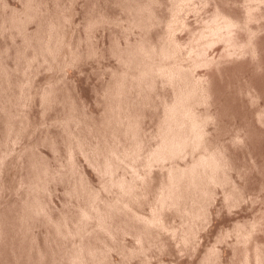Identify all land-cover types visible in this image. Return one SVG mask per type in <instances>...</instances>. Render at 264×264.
Listing matches in <instances>:
<instances>
[{"label": "rangeland", "instance_id": "obj_1", "mask_svg": "<svg viewBox=\"0 0 264 264\" xmlns=\"http://www.w3.org/2000/svg\"><path fill=\"white\" fill-rule=\"evenodd\" d=\"M175 1L176 0H0V144L3 143V145L1 144L2 146L0 145V163L2 161L0 164V264H85V262L86 264H93L94 262V264H113V262L116 264L120 260L121 261L117 264H123V261L124 264H147V262H149V264H202L207 257L216 258V256L219 264H237L238 261H233L238 258L236 257V252L235 255L233 254V244L237 246V250H239V247L241 248L238 252L243 250L244 253L248 252L246 250L251 244L246 240L244 241V244L243 237L240 239L239 235H243L250 226L251 229L257 226L255 225L257 221L262 222L263 216L260 217L255 211H258V209H264V0H199L200 2L197 0V3L195 2L196 0H189L191 1L190 3L186 0V4L183 2L185 0ZM192 1L194 2V6L192 5ZM259 2L261 4H259ZM257 3L258 5H256ZM203 4L205 5V8L203 7ZM210 6L212 7L210 8ZM180 7L183 9L181 10ZM148 8L152 13L151 11H148ZM257 11H259V13ZM171 31L174 33L171 34ZM240 31L243 32L241 33ZM176 32H179L177 33L178 35H176ZM170 37L172 38L171 40H176V44H179L178 50L180 53H177V50L173 56L168 58L167 55L162 56V54H166L164 50L169 51L172 49L171 46H175L173 41L172 45L169 44L171 41L169 40ZM56 38L57 40H55ZM163 42H165V46H163ZM158 44H160V46ZM166 44L170 47L168 48V45L166 46ZM189 44H192L193 47ZM158 46L161 48H158ZM213 47L217 48L213 49ZM150 51H152V53ZM215 51L217 53L219 51L218 55ZM159 54L160 58L162 56L161 59H159ZM152 55L158 56H153V59H151ZM147 58L148 60H146ZM189 60L193 61L190 62ZM205 60L207 61L205 62ZM142 61L144 63L149 62L150 65L148 66V63L141 65ZM154 61L157 62L156 64L158 66H156ZM199 61H202V63ZM175 62L176 65L178 64L176 66L177 69H184V73L188 70L193 76L189 72H187L186 75L183 73L186 77L184 78L183 76L182 79L174 78L172 76L164 79L165 76H158L159 71L162 69V65L165 70H170V66H172V69L173 66L175 68ZM62 63H64V65ZM222 63L224 64L222 65ZM69 64L73 66H70ZM184 64L185 67L188 64L190 67L184 68ZM207 64H210L209 67H207ZM193 65L195 66L192 67ZM139 69L144 73L146 71L148 74H144L139 71ZM151 69L153 70L152 74ZM142 76L145 78H142ZM154 78L156 79V83ZM170 78L171 80H169ZM199 78L201 79L200 81ZM176 80H178L180 85H184H181V87L183 86L182 89L177 85L178 83ZM190 80L194 83L197 81L202 83L201 85L204 90V93L201 92L203 101H199V103L196 101L197 103L195 106L197 107L194 106L196 114L193 115V119L204 121L205 123L202 124L206 125V130L197 142H195V140L193 141L195 144L192 142L193 145H189L188 143L186 146V142L182 143L185 141H183L184 138L178 137L179 135H176V133L173 135L171 132H164V130H172L173 125H175L173 123H176L174 118L177 114H180L183 107L188 103V101L181 100V95L183 96L181 93L186 84H188L187 81L190 82ZM175 81L176 84L173 83ZM175 88H179V91ZM147 94L151 96L148 97ZM178 94L180 95V98L175 97ZM154 95H156L155 98H153ZM161 95L164 97H161ZM116 96H118L121 101ZM204 97L206 98L205 101ZM156 98L159 101V104L157 103ZM174 98L175 101L173 100ZM124 99L126 101H124ZM150 99L153 101L154 105ZM177 107H182V109H177ZM172 120L174 122H172ZM169 121L170 123H168ZM162 132L165 134L163 135ZM65 133H68V136ZM69 133L75 135L72 134L71 137ZM169 134L171 136H169ZM79 135L80 137L77 139ZM234 135H236V138L233 137ZM13 136H15L14 139H12ZM67 137L69 140H67ZM176 137L178 138L176 139ZM124 138L129 139L123 141ZM168 138L169 140H167ZM70 139H73L72 141L74 142ZM136 139L137 142L135 141ZM9 140L14 142L10 143ZM129 140L130 142H128ZM76 141L82 142L84 146L82 143H75ZM122 142L123 144L125 143V146ZM66 144H68V147ZM108 144L109 146L106 147L105 145ZM132 144L133 148H131ZM175 144L176 149L174 148ZM181 144L183 145L184 150H179L183 149ZM117 146L122 147L123 149L126 148L124 149L126 153L124 150L122 151V148ZM98 147L99 150H97ZM115 147L118 150H115ZM5 148L6 150L4 151ZM93 148H95L94 151ZM111 149L113 150L111 155L116 153L113 156H110L109 153ZM193 149L194 151L192 152ZM80 151L83 152L81 153ZM84 151H87V154ZM132 151L134 154H132ZM69 152L71 153L72 158L75 156L74 154H76V157H74V159L69 157ZM186 152L188 153L187 160L189 162L198 161L203 158V156L211 157L209 155H215V158L217 156V162H220L221 165L225 164V171L226 169L230 170V172L227 170L229 175L232 173V178H230L231 188L236 185L235 189H231L233 192L228 190L222 182L215 185L214 193L216 195L215 199L217 200L213 202L214 209L212 212L216 213L217 216L213 213V216H215H212L211 220H213V222L209 221L208 224L205 223L206 227L204 226V229L198 232L199 234L201 233L199 237L202 239L198 240V244L200 243V245L197 244L195 247L196 250L192 249L193 251L191 250L189 254L186 252L185 254L182 250L177 249L176 241L174 239L171 240V238H173L172 236H170V239L168 240L169 237L166 236V234H161L162 230L159 231L160 228L157 229V227L156 230L159 233L156 232L154 238L151 237L152 239L146 244L147 246L144 245L142 248H139L136 251V256L132 255L124 259L110 257L109 259L111 262L109 260V262L106 263L105 261L107 259L104 258L103 253H106L107 243L112 242L111 237L116 238L117 233L119 232L118 225L119 228H122L126 217H121L122 219H120V222H117V228L113 225L111 230L110 228L105 230L104 226H101L103 225L101 221L106 219L107 215H111L114 210H117L119 207L122 208V206L125 211H129L128 209L132 208L133 210L130 209V211H134L135 215L138 214L137 207L134 206V204H131L132 207H130L129 205H125V203H128L125 198L121 199V186H126V183H128L126 190L130 187L133 194L135 191V197L137 198L142 197L145 193V195H150L154 194L156 191H160L163 177L155 176V174L160 170H165L160 168L161 161L168 163L169 160L171 163H175L178 160L180 161V156H185ZM90 153H94L95 155H91ZM128 156L131 157L129 158ZM219 156H222L221 160ZM97 157L98 159L100 157V160L96 159ZM101 157L105 160L101 159ZM65 161L68 163L67 165ZM114 161L117 162L115 163ZM184 161H186V158ZM217 162L216 164H218ZM149 163H154V165H156L149 166ZM112 164H114V166ZM92 165L95 168H93ZM102 165H104V168ZM77 167L79 169H77ZM155 167H157V169L154 173ZM43 168L45 170H43ZM50 168L53 171L52 173L55 174L50 175L51 172L48 171L51 170ZM68 168L71 170H68ZM57 169L58 171L61 170V172H58ZM38 170L40 172H38ZM111 170L113 171L111 172ZM78 171L81 172L77 173ZM135 171L140 176H137ZM114 172H117L118 174L116 173L115 175ZM166 172V178L176 177L173 170L166 169ZM81 173L82 176L80 175ZM123 173L127 175L128 178ZM48 175L49 177H52L49 178ZM38 177L39 179H37ZM82 177H84L85 180H83ZM30 178H33V180ZM120 178L122 180H120ZM117 180L119 182H117ZM73 181L75 182V185ZM20 182L21 185L19 186ZM52 182L54 185H52ZM142 182H144L143 186ZM15 183H17V185H15ZM26 183L29 185L27 188L26 186L28 185H26ZM123 183H125V185H123ZM133 183H135V185H133ZM67 186H70V189ZM33 187L36 189V192L32 189ZM47 187L51 190H48ZM29 188L33 191L32 193ZM91 188L93 190H91ZM107 188L110 189L111 192ZM37 189H40L38 191L39 193L37 192ZM234 190L236 191L234 192ZM137 192L139 194L138 196ZM228 192H231L232 196H230V198H233V204L230 203V205L225 200L228 196ZM49 193H52L53 195L51 194L50 196ZM68 193L72 194L69 196ZM101 193H104L103 195L105 196ZM74 194H79L80 197H78L79 195L76 197ZM91 195L93 197H91ZM86 196L88 198H86ZM113 196L115 197L114 199ZM1 200L3 201L1 202ZM74 200L75 202H80L74 204ZM39 202L41 204H39ZM115 202H117L118 206ZM192 202V191L188 190L181 198V203L187 205L192 204ZM46 203L49 205L47 206ZM64 203H66V205ZM70 203L77 205L73 206ZM234 203L236 204L235 206ZM106 204L109 206L107 207ZM224 204L226 205V208ZM38 206L42 207L39 208ZM33 207L34 209H32ZM10 208L13 209V211ZM72 208H74L75 212L77 210L79 211V216L77 213L78 211L75 213ZM38 209L42 210L39 211ZM18 210H21V212ZM33 210L36 211L34 212ZM62 211L64 213H61ZM219 211L222 212L219 213ZM13 212L17 214V216ZM32 212L34 213L32 214ZM253 215L256 219H254ZM12 217H15L14 220ZM62 217H64V221ZM69 217L72 218V221L71 219H68ZM259 217L260 219L258 220L257 218ZM73 218H78V223ZM22 219L23 221L26 220V224L28 223L30 226H28V224L25 225V222L21 221ZM27 220L30 223L27 222ZM47 220L49 221V224H53V226H50L49 224L47 225ZM85 220L86 222H84ZM251 221L254 225H252ZM31 222L33 223L31 224ZM43 223L46 225L44 226ZM68 223H71L73 226H70L71 224L69 225ZM85 223L86 225L88 223L87 227H85ZM17 224L19 225L17 226ZM32 225H36V228L34 226L32 227ZM63 226L65 228H63ZM24 228H27L28 230ZM49 228H52L53 230H50ZM145 228L147 231L150 229L149 226H146ZM29 229H31L33 238H31L32 236ZM66 230H68L67 233ZM56 231H59V234ZM81 231L83 234L79 233ZM47 232L49 234H47ZM74 233H78L77 235L80 234L79 238H77V235ZM102 234H106L107 236L104 235V237H101L100 235ZM34 235L38 238L36 239ZM70 235L75 239H73L72 236L70 237ZM81 235H83L84 238L81 239V237H83ZM164 235L167 239H165ZM196 235L198 236L197 233ZM236 235H238V237ZM29 236L30 238H28ZM45 236L48 237L46 238ZM19 237H22L21 239L23 240L26 238V241L24 240L25 242H23ZM83 239H85V241ZM237 239L238 242L235 243ZM247 239L253 243L257 240L255 235ZM96 241L99 245L95 243ZM18 242L20 243L18 244ZM220 242L224 243L222 244ZM21 243H24V245ZM26 243L29 244L27 245ZM64 243H67L68 245L66 244V246ZM132 243L130 244H135V242ZM121 244L124 243L121 242ZM130 244L127 243V246ZM219 244H221L222 247ZM238 244H241L242 247L240 245L238 246ZM247 244L249 245L247 246ZM228 245L231 247H226ZM100 246H104V248L102 247L101 249ZM198 246H201L202 248ZM216 246H220L222 249L219 247V250ZM96 247L98 249H96ZM165 249H168L169 251L171 249V251L174 250L175 252L172 251L169 253L167 250L166 253H163V250ZM160 250L162 252L158 254L157 251L160 252ZM24 251H26L27 254H25L26 252ZM76 253L78 255L81 254L79 255L80 257H78ZM70 254H74V257ZM96 254H98V256ZM166 254L167 256H164ZM95 255L97 258L93 261ZM211 255H214V257H211ZM83 256L84 258L82 261ZM189 257L192 258L190 259ZM163 258L165 259L164 261ZM101 259L103 261H100ZM115 259H117V261ZM238 259H240V257ZM240 261L241 260H239V262Z\"/></svg>", "mask_w": 264, "mask_h": 264}, {"label": "bare ground", "instance_id": "obj_2", "mask_svg": "<svg viewBox=\"0 0 264 264\" xmlns=\"http://www.w3.org/2000/svg\"><path fill=\"white\" fill-rule=\"evenodd\" d=\"M155 1V0H154ZM177 1V0H176ZM175 1V2H176ZM189 1V0H188ZM195 1V0H194ZM199 1V0H198ZM26 2V1H25ZM168 2V1H167ZM173 2V1H172ZM180 2V1H179ZM184 3L185 2H187L186 0L185 1H183ZM182 2V3H183ZM191 1H189V3H190ZM196 3H197V0L195 1ZM200 2V1H199ZM201 2H203V1H201ZM24 3V2H23ZM154 3V2H153ZM156 3V2H155ZM193 1H192V5H193ZM206 3V2H205ZM242 3V2H241ZM152 4V3H151ZM169 4V3H168ZM172 4V3H171ZM180 4H181V2H180ZM179 4V5H180ZM186 4V3H185ZM259 4H261L260 2H259ZM166 5V4H165ZM200 5V4H199ZM198 5V6H199ZM202 5V4H201ZM249 5V4H248ZM247 5V6H248ZM256 5H258V3L256 4ZM148 6V5H147ZM155 6V5H154ZM182 6H183V4H182ZM188 6V5H187ZM191 6V5H190ZM194 6V5H193ZM205 5L203 4V7H204ZM240 6V5H239ZM242 6V5H241ZM151 7V6H150ZM184 7V6H183ZM189 7V6H188ZM192 7V6H191ZM212 6H210V8H211ZM244 7V6H243ZM254 7V6H253ZM252 7V8H253ZM261 7V6H260ZM154 8V7H153ZM170 8V7H169ZM190 8V7H189ZM205 8V7H204ZM149 9V8H148ZM167 9H168V7H167ZM177 9H178V7H177ZM180 9L182 10L183 8H181L180 7ZM186 9V8H185ZM184 9V10H185ZM213 9V8H212ZM242 9V8H241ZM251 9V8H250ZM154 10V9H153ZM169 10V9H168ZM192 10V9H191ZM243 10V9H242ZM252 10V9H251ZM250 10V11H251ZM256 10V9H255ZM61 11V10H60ZM63 11V10H62ZM148 11H151L150 9L148 10ZM148 11H146V12H148ZM188 11H189V9H188ZM245 11V10H244ZM168 12H171V11H168ZM190 12V11H189ZM258 13H259V11H257ZM54 13V12H53ZM151 13H152V11H151ZM183 13V12H182ZM244 13V12H243ZM253 13V12H252ZM154 14V13H153ZM186 14V13H185ZM249 14V13H248ZM255 14V13H254ZM184 15V14H183ZM187 15H189V14H187ZM60 16H62V15H60ZM169 16V15H168ZM167 16V17H168ZM250 16H251V14H250ZM249 16V17H250ZM246 17H248V16H246ZM244 18V17H243ZM263 18V17H262ZM244 19H246V18H244ZM253 19V18H252ZM259 19V18H258ZM261 19V18H260ZM169 20V19H168ZM256 20V19H255ZM263 20V19H262ZM258 21V20H257ZM164 22V21H163ZM243 22V21H242ZM250 22V21H249ZM259 22V21H258ZM263 22V21H262ZM172 23H173V21H172ZM253 23V22H252ZM97 24V23H96ZM245 24V23H244ZM251 24V23H250ZM51 25V24H50ZM164 25H166V24H164ZM163 25V26H164ZM174 25V24H173ZM96 26V25H95ZM171 26V25H170ZM167 28H168V26H167ZM171 28V27H170ZM173 28V27H172ZM175 28V27H174ZM239 28V27H238ZM53 29V28H52ZM93 29V28H92ZM163 29V28H162ZM171 30V29H170ZM174 30V29H173ZM181 30V29H180ZM162 31H164V30H162ZM167 31V30H166ZM175 31H176V29H175ZM238 31V30H237ZM236 31V32H237ZM170 32V31H169ZM241 32V31H240ZM243 32V31H242ZM241 32V33H242ZM167 33V32H166ZM172 33H174V32H172L171 31V34ZM177 33H179V32H176V35H178ZM180 33H181V31H180ZM165 34V33H164ZM248 34V33H247ZM175 35V34H174ZM243 35H244V33H243ZM246 36V35H245ZM244 36V37H245ZM172 37V36H171ZM170 37V39L169 40H171L172 38ZM178 37V36H177ZM165 38H168V37H165ZM165 38H163V39H165ZM175 38V37H174ZM246 38V37H245ZM59 39V38H58ZM162 39V38H161ZM176 39V38H175ZM179 39V38H178ZM177 39V40H178ZM244 39V38H243ZM55 40H57V38L55 39ZM66 41V40H65ZM68 41V40H67ZM165 41V40H164ZM172 41L173 40H171L170 41V43L169 44H171L172 45ZM56 42V41H55ZM145 42V41H144ZM166 42V41H165ZM165 42H163L164 43V45L163 46H165ZM168 42V41H167ZM176 42V40L175 41H173V43H175ZM67 43V42H66ZM70 43V42H69ZM161 43V42H160ZM178 43V42H177ZM162 44V43H161ZM243 44V43H242ZM59 45V44H58ZM159 46H160V44H158ZM168 44H166V46H167ZM177 45V46H176ZM189 45H191L192 46V44H189ZM68 46V45H67ZM158 46V48H161V47H159ZM246 46V45H245ZM170 46L168 45V48H169ZM172 47V49L171 50H164L165 52H166V54H162V56L163 55H167L168 56V58H170V56H173L175 53H176V51L179 49V44H176L175 43V46L173 45V46H171ZM188 47V46H187ZM193 47V46H192ZM191 47V48H192ZM195 47V46H194ZM207 47H208V45H207ZM59 48V47H58ZM186 48V47H185ZM210 48V47H209ZM214 48H217V47H213V49ZM66 49V48H65ZM154 49V48H153ZM181 49V48H180ZM193 49V48H192ZM196 49V48H195ZM204 49V48H203ZM70 50V49H69ZM150 50V49H149ZM183 50V49H182ZM190 50V49H189ZM202 50V49H201ZM218 50V49H217ZM216 50V51H217ZM158 51V50H157ZM168 51V52H167ZM204 51V50H203ZM215 51V52H216ZM223 51V50H222ZM251 51V50H250ZM60 52V51H59ZM66 52V51H65ZM72 52V51H71ZM90 52V51H89ZM151 53H152V51H150ZM179 52V50L177 51V53ZM205 52L207 53V51L205 50ZM213 52V51H212ZM61 53V52H60ZM160 53V52H159ZM162 53V52H161ZM180 53V52H179ZM183 53V52H182ZM181 53V54H182ZM191 53V52H190ZM189 53V54H190ZM196 53V52H195ZM194 53V54H195ZM217 53V52H216ZM218 53H219V51H218ZM218 53H217V55H218ZM252 53V52H251ZM158 54V53H157ZM180 54V55H181ZM208 54V53H207ZM210 54V53H209ZM225 54H226V52H225ZM64 55V54H63ZM75 55V54H74ZM78 55V54H77ZM149 55V54H148ZM185 55V54H184ZM203 55V54H202ZM206 55V54H205ZM215 55V54H214ZM65 56V55H64ZM76 56V55H75ZM141 56H143V55H141ZM141 56H140V59H141ZM153 56H158V55H152V57H151V59H153ZM162 56H161V58H162ZM178 56V55H177ZM189 56H191V55H189ZM196 56V55H195ZM227 56V55H226ZM147 57V56H146ZM180 57V56H179ZM183 57V56H182ZM193 57V56H192ZM222 57V56H221ZM62 58H63V56H62ZM145 58V57H144ZM160 58V54H159V59H161ZM199 58H200V55H199ZM205 58H207V57H205ZM215 58V57H214ZM218 58V57H217ZM219 58H220V56H219ZM75 59V58H74ZM165 59V58H164ZM195 59V58H194ZM197 59V58H196ZM225 59V58H224ZM228 59H229V57H228ZM64 60H66V59H64ZM143 60V59H142ZM146 60H148V58L146 59ZM158 60V59H157ZM191 60V59H190ZM189 60V61H190ZM200 60V59H199ZM204 60V59H203ZM212 60V59H211ZM216 60V59H215ZM67 61H69V60H67ZM77 61V60H76ZM141 61V60H140ZM139 61V62H140ZM193 61V60H192ZM192 61H190V62H192ZM194 61H196V60H194ZM207 60H205V62H206ZM66 62V61H65ZM143 62V61H142ZM141 62V65L142 64H145L144 62L142 63ZM155 62V61H154ZM181 62V61H180ZM187 62V61H186ZM199 62H201L202 63V61H199ZM215 62V61H214ZM213 62V63H214ZM226 62H227V60H226ZM138 63V62H137ZM148 63V66L150 65L149 64V62H147ZM146 63V64H147ZM157 62H155V64H156ZM159 63V62H158ZM179 63V62H178ZM196 63V62H195ZM195 63H193V64H195ZM63 65H64V63H62ZM61 64V65H62ZM76 64V63H75ZM140 64V63H139ZM138 64V65H139ZM170 64V63H169ZM179 64H181V63H179ZM185 64H187V63H185ZM185 64H184V68H186V67H190V66H186L185 67ZM206 64V63H205ZM217 64V63H216ZM215 64V65H216ZM221 64V63H220ZM220 64H218V65H220ZM224 63H222V65H223ZM67 65V64H66ZM70 66H73V65H71V64H69ZM68 65V66H69ZM140 65V66H141ZM162 65V64H161ZM167 65V64H166ZM178 65V64H177ZM176 62H175V68H174V66H173V69H172V66H170V67H168V68H170V70H165V68L163 67V65H162V69L159 71V74H158V76L160 75V76H162V77H164V79L165 78H167V77H174V78H181L182 79V77L184 76V74L186 75V73L187 72H189L188 70L184 73V69H177L176 68ZM183 65V64H182ZM182 65H180V66H182ZM199 65H202V64H199ZM204 65V64H203ZM208 65V64H207ZM210 65V64H209ZM209 65L207 66V67H209ZM221 65V66H222ZM69 66V67H70ZM75 66V65H74ZM137 66V65H136ZM140 66H139V68H140ZM144 66V65H143ZM156 66H158L157 64H156ZM155 66V67H156ZM195 65H193L192 67H194ZM206 66V65H205ZM217 66V65H216ZM63 67V66H62ZM142 67V66H141ZM146 67H147V65H146ZM152 67V66H151ZM159 67H160V65H159ZM215 67V66H214ZM68 68V67H67ZM73 68V67H72ZM143 68V67H142ZM152 68H154V67H152ZM168 68H166V69H168ZM181 68V67H180ZM74 69V68H73ZM144 69V68H143ZM157 69V68H156ZM160 69V68H159ZM208 69H210V68H208ZM213 69V68H212ZM60 70V69H59ZM70 70H71V68H70ZM152 70V69H151ZM155 70V69H154ZM63 71V70H62ZM139 71H141L140 69H139ZM145 71V70H144ZM150 71V70H149ZM148 71V72H149ZM158 71V70H157ZM156 71V72H157ZM69 72V71H68ZM141 72H143V71H141ZM152 72H153V70L151 71V74H152ZM144 73V72H143ZM145 73H147L146 71H145ZM144 73V74H145ZM155 73V72H154ZM184 73V74H183ZM190 73V72H189ZM143 74V75H144ZM148 74V73H147ZM150 74V73H149ZM191 74V73H190ZM192 75V74H191ZM152 76V75H151ZM193 76V75H192ZM153 77V76H152ZM186 76H184V78H185ZM188 77V76H187ZM197 77V76H196ZM142 78H145L144 76H142ZM189 78V77H188ZM201 78H203V77H201ZM155 79V78H154ZM163 80V79H162ZM166 80H168V79H166ZM169 80H171V78L169 79ZM186 80V79H185ZM201 79L199 78V81H200ZM206 80V79H205ZM160 81V80H159ZM177 81V85L182 89V87L184 86L183 84H181V85H183L182 87H181V85L179 84V82H178V80H176ZM176 81L175 82H173V83H175L176 84ZM199 81H197L196 83H194L192 80H190V82H188L187 81V83L188 84H186V86L183 88V91H182V93L181 94H183V96L181 95V100H183V101H188V103L186 104V106L185 107H183V109H182V107H180L182 110H181V112H180V114H177L176 115V117L174 118L175 119V122L176 123H173V124H175V125H173V128H172V130L171 129H169V131L168 130H164V132L165 131H167L168 133L169 132H171V133H173V135L176 133V135H179L178 137H182V138H184L183 139V141L184 142H182V143H185L186 142V146H187V144L189 143V145L190 144H192V142L195 140V142H197V140H199L200 139V137L202 136V134L203 133H205V128H206V125L204 124H202V123H205L204 121H202V120H195V119H193V115L194 114H196V110H194V106H195V104L197 103L196 101H198V103H199V101H203V97H202V93L201 92H203L204 93V90H203V87H202V83H200ZM161 82H163V81H161ZM155 83H156V79H155ZM164 83V82H163ZM166 83H167V81H166ZM169 83H170V81H169ZM191 84V85H190ZM166 85V84H165ZM171 85V84H170ZM176 86V85H175ZM152 87V86H151ZM150 88V87H149ZM153 88V87H152ZM154 88H156V87H154ZM175 89H177L178 91H179V88H175ZM174 89V90H175ZM152 90V89H151ZM150 90V91H151ZM148 92V91H147ZM175 92H176V90H175ZM181 92V91H180ZM185 92V93H184ZM154 93V92H153ZM153 93H150V94H153ZM179 93V92H178ZM155 94V93H154ZM148 95V94H147ZM175 95V94H174ZM151 96V95H150ZM149 95H148V97H150ZM155 96L156 95H154V97L153 98H155ZM116 97H118V96H116ZM147 97V96H146ZM147 97V98H148ZM161 97H164V96H162L161 95ZM167 97V96H166ZM175 97H178V98H180V95L178 94L177 96H175ZM119 98V97H118ZM130 98V97H129ZM159 98H160V96H159ZM121 99L123 100V98L121 97ZM152 99V98H151ZM150 99V100H151ZM163 99V98H162ZM170 99V98H169ZM205 97H204V101H205ZM115 100V99H114ZM118 100V99H117ZM116 100V101H117ZM119 100H120V98H119ZM145 100V99H144ZM149 100V99H148ZM156 100H157V98H156ZM159 100H161V99H159ZM164 100V99H163ZM162 100V101H163ZM174 101H175V98L173 99ZM121 101V100H120ZM124 101H126L125 99H124ZM152 101V100H151ZM150 101V102H151ZM154 101H155V99H154ZM167 101V100H166ZM170 101V100H169ZM180 102V101H179ZM147 103H148V101H147ZM146 103V104H147ZM157 103L159 104V101L157 100ZM168 103V102H167ZM172 103V102H171ZM174 103V102H173ZM181 103H182V101H181ZM202 103V102H201ZM150 104V103H149ZM148 104V105H149ZM152 104H153V101H152ZM152 104H150V105H152ZM162 104V103H161ZM178 104V103H177ZM177 104H176V106H177ZM180 104V103H179ZM183 104V103H182ZM185 104V103H184ZM154 105V104H153ZM157 105V104H156ZM163 105V104H162ZM165 105V104H164ZM170 105V104H169ZM199 105V104H198ZM168 106V105H167ZM180 106V105H179ZM146 107H147V105H146ZM149 107H151V106H149ZM155 107V106H154ZM195 107H197V106H195ZM142 108V107H141ZM144 108V107H143ZM167 108V107H166ZM172 108V107H171ZM171 108H168V109H171ZM179 107H177V109H180ZM152 109V108H151ZM173 109V108H172ZM142 110V109H141ZM145 110V109H144ZM143 110V111H144ZM166 111H167V109H166ZM168 112V111H167ZM172 112H173V110H172ZM178 112H179V110H178ZM170 114V113H169ZM171 115H172V113H171ZM172 117V116H171ZM167 119H168V117H167ZM169 120V119H168ZM171 120V119H170ZM212 121V120H211ZM161 122V121H160ZM172 122H174L173 120H172ZM168 123H170V121L168 122ZM161 124V123H160ZM165 125H167V124H165ZM166 128V127H165ZM167 129H168V126H167ZM111 131H114V130H111ZM113 133V132H112ZM118 133V132H117ZM163 133V132H162ZM66 134V133H65ZM68 134V133H67ZM66 134V135H67ZM70 134V133H69ZM73 133H71L70 134V136L72 135ZM121 134V133H120ZM165 133H163V135H164ZM167 134V133H166ZM73 135H75V134H73ZM77 135V134H76ZM106 135V134H105ZM117 135V134H116ZM172 135V136H173ZM10 136V135H9ZM12 136V135H11ZM68 136V135H67ZM123 136V135H122ZM125 136H126V134H125ZM124 136V137H125ZM166 136V135H165ZM169 136H171L170 134H169ZM1 137H3V136H1ZM14 137L15 136H13V138L12 137H10V138H12V139H14ZM72 137V136H71ZM77 137V136H76ZM80 137V135L77 137V139ZM103 137V136H102ZM107 137H108V135H107ZM107 137L105 136V138L107 139ZM110 137H111V134H110ZM114 137V136H113ZM133 137V136H132ZM161 137H162V135H161ZM178 137H176V139L178 138ZM233 137H235L236 138V135H234ZM4 138V137H3ZM2 138V139H3ZM68 138V137H67ZM104 138V139H105ZM167 138V137H166ZM175 138V137H174ZM234 138V139H235ZM1 139V140H2ZM16 139V138H15ZM21 139V138H20ZM64 139V138H63ZM111 139V138H110ZM110 139H109V142H110ZM125 139L126 138H124V140L123 141H125ZM129 139V138H128ZM128 139H126V140H128ZM134 139V138H133ZM172 140H173V138H171ZM4 140V139H3ZM18 140H19V138H18ZM22 140V139H21ZM67 140H69V138L67 139ZM71 140V139H70ZM73 140V139H72ZM71 140V141H72ZM79 140H81V139H79ZM103 140V139H102ZM118 140V139H117ZM162 140V139H161ZM167 140H169V138L167 139ZM171 140V141H172ZM182 140V139H181ZM6 141V140H5ZM10 141V140H9ZM132 141H134V140H132ZM136 142H137V139L135 140ZM170 141V142H171ZM173 141H175V140H173ZM237 141V140H236ZM3 142V141H2ZM7 142V141H6ZM14 142V141H13ZM13 142H11L10 141V143H13ZM70 142V141H69ZM68 142V143H69ZM72 142H74V141H72ZM77 142H79V141H76L75 143H77ZM101 142V141H100ZM112 142V141H111ZM115 142V141H114ZM114 142H113V144H114ZM120 142V141H119ZM128 142H130V140L128 141ZM5 143V142H4ZM80 144L82 143V142H79ZM78 143V144H79ZM101 143H103V142H101ZM194 143V142H193ZM2 145H3V143H1ZM0 144V145H1ZM85 144H87V143H85ZM89 144V143H88ZM98 144H99V142H98ZM106 144V143H105ZM112 144V143H111ZM117 144V143H116ZM122 144H123V142H122ZM121 144V145H122ZM125 144V143H124ZM123 144V145H124ZM127 144V143H126ZM173 144V143H172ZM177 144V143H176ZM176 144L174 145V148H175V146H176ZM180 144V143H179ZM195 144V143H194ZM1 145V146H2ZM5 145V144H4ZM12 145V144H11ZM17 145V144H16ZM67 145V147H68V144H66ZM72 145V144H71ZM73 145H75V144H73ZM82 145H83V143H82ZM103 145V144H102ZM102 145H100V146H102ZM120 145V146H121ZM182 145V144H181ZM193 145V144H192ZM6 146V145H5ZM14 146V145H13ZM84 146V145H83ZM106 147L107 146H109V144L108 145H105ZM116 146V145H115ZM125 146V145H124ZM127 146V145H126ZM129 146V145H128ZM133 146V144L131 145V148H133L132 147ZM136 146V145H135ZM178 146V145H177ZM185 146V145H184ZM195 146V145H194ZM72 147V146H71ZM74 147V146H73ZM104 147V146H103ZM114 147V146H113ZM117 147H119V146H117ZM130 147V146H129ZM172 147H173V145H172ZM179 147V146H178ZM182 147H183V145H182ZM190 147V146H189ZM196 147H197V145H196ZM13 148V147H12ZM83 148V147H82ZM88 148V147H87ZM87 148H86V150H87ZM119 148H122V147H119ZM180 148V147H179ZM1 149H2V147H1ZM84 149V148H83ZM82 149V150H83ZM90 149V148H89ZM94 149L95 148H93V151H94ZM102 149V148H101ZM117 148L115 147V150H116ZM124 149H126V148H124ZM123 148H122V151L124 150ZM128 149V148H127ZM176 149V148H175ZM178 149V148H177ZM187 149H188V147H187ZM6 150V148L4 149V151ZM7 150H8V148H7ZM17 150V149H16ZM69 150V149H68ZM72 150V149H71ZM70 150V151H71ZM79 150H81V149H79ZM97 150H99V147H98V149ZM118 150V149H117ZM120 150V149H119ZM179 150H184V147H183V149H179ZM15 151V150H14ZM74 151V150H73ZM75 151H77V150H75ZM92 151V152H93ZM96 151V150H95ZM103 151V150H102ZM101 151V152H102ZM113 150L111 149V151H109V153H110V156H113L114 154H116V153H114L113 155H111ZM121 151V150H120ZM128 151H129V149H128ZM186 151V150H185ZM190 151V150H189ZM194 151V149L192 150V152ZM13 152V151H12ZM72 152V151H71ZM77 152H79V151H77ZM76 152V153H77ZM81 152V151H80ZM83 152V151H82ZM81 152V153H82ZM85 152V151H84ZM89 152H90V150H89ZM99 152V151H98ZM124 152H125V150H124ZM133 152V151H132ZM131 152V153H132ZM188 152V151H187ZM186 152V154H185V156H180V161L178 160L177 162H175V163H171L169 160H168V163H165V161H161V165H160V168H162V169H165L164 171L163 170H160L159 172H157L156 174H155V176H162L163 177V180H162V183H161V190L160 191H156L154 194H150V195H143L142 197H139V198H137V197H135V191H134V194L132 193V191L130 190V187L126 190V186L128 185V183H126V186H121L122 187V193H121V195L120 196H122L121 197V199H124L125 198V200L128 202V203H125V205H129L130 207H132V205L131 204H134V206H136L137 207V211H138V214L137 215H135L134 214V211H130V209L131 210H133L132 208H129L128 210L129 211H125L124 210V208H123V206H122V208H118L117 210H114V212H112V214L111 215H107V217H106V219H104L103 221H101L102 222V224L103 225H101V226H104V229L105 230H107V229H109L110 228V230H111V227L113 226V225H115V227L117 228V222H120V219H122V218H124V217H126V219H124L125 220V222H123L124 223V226L122 227V228H119V225H118V229H119V232L117 233V236H116V238H112L111 237V243H107V249H106V253H105V255H104V253H103V256H104V258L105 259H107L105 262L107 263V262H109V258L110 257H118L119 259L120 258H122V259H124V258H127L128 256L130 257V256H136V254H137V250L139 249V248H142L144 245H146L149 241H150V239H152V238H154V236H155V234H156V232H157V230H156V228L157 229H159L160 228V230L159 231H161L162 230V232H161V234H166V236H168L169 238H168V240L170 239V236H172L173 238H171V240L172 239H174L175 241H176V247H177V249H179V250H182L183 251V253H187V254H189V252L192 250V249H195V247L197 246V244H198V240L200 239V237H199V235L201 234H199L198 232H200L202 229H204V226H205V223L206 224H208L209 223V221H212L213 222V220H211L212 219V216H213V213L214 212H212V210L214 209V207H213V202H215L217 199H215V197H216V195H215V193H214V187H215V185L217 184V183H220V182H222L223 183V185L228 189V190H230L231 191V189L233 188V189H235L236 187V185L235 186H232V188H231V179L230 178H232V173H230L231 175H229V173L228 172H230V170H228V169H226V171H225V168H226V166H225V164H223V162H222V164L223 165H221V163L219 162H217V160L218 159H216L217 158V156H216V158L214 157V156H212V155H209V156H211V157H204L203 156V158H201L200 160H196V161H193V162H189L188 160H187V153ZM16 153V152H15ZM70 153V152H69ZM68 153V154H69ZM86 154H87V151L85 152ZM84 153V154H85ZM96 153V152H95ZM120 153V152H119ZM123 153V152H122ZM126 153V152H125ZM128 153V152H127ZM13 154V153H12ZM72 154H73V152H72ZM78 154V153H77ZM91 154V153H90ZM89 154V155H90ZM92 154H94V153H92ZM91 154V155H92ZM103 154V153H102ZM129 154V153H128ZM132 154H134V152L132 153ZM196 154V153H195ZM75 156L74 157H76V154H74ZM95 155V154H94ZM97 155V154H96ZM108 155V154H107ZM118 155V154H117ZM129 155H131V154H129ZM198 155H200V154H198ZM198 155H197V157H198ZM69 156V155H68ZM81 156V155H80ZM100 156H101V154H100ZM103 156V155H102ZM105 156V155H104ZM124 156V155H123ZM126 156V155H125ZM194 156V155H193ZM201 156V155H200ZM15 157V156H14ZM66 157H67V155H66ZM69 157H71L72 158V155H71V153H70V156ZM69 157H68V159H69ZM74 157L72 158V159H74ZM82 157V156H81ZM92 157V156H91ZM117 157V156H116ZM120 157V156H119ZM129 157V156H128ZM131 157V156H130ZM129 157V158H130ZM195 157V156H194ZM196 157V158H197ZM220 157V156H219ZM222 157V156H221ZM221 157H220V160H221ZM16 158V157H15ZM106 158V157H105ZM109 158V157H108ZM186 158V161H184V159ZM191 158V157H190ZM83 159V158H82ZM87 159V158H86ZM96 159H98V157L96 158ZM101 159H104V158H102L101 157ZM107 159V158H106ZM115 159V158H114ZM121 159V158H120ZM125 159V158H124ZM123 159V160H124ZM133 159V158H132ZM146 159V158H145ZM144 159V160H145ZM157 159V158H156ZM197 159H199V158H197ZM223 159V158H222ZM91 160H93V159H91ZM98 160H100V157H99V159ZM105 160V159H104ZM131 160V159H130ZM151 160H152V158H151ZM154 160V159H153ZM190 160H192V159H190ZM195 160V159H194ZM102 161V160H101ZM106 161H108V160H106ZM111 161V160H110ZM125 161V160H124ZM129 161V160H128ZM223 161H225V160H223ZM72 162V161H71ZM74 162H76V161H74ZM73 162V163H74ZM93 162V161H92ZM96 162V161H95ZM100 162V161H99ZM105 162V161H104ZM115 162V161H114ZM117 162V161H116ZM115 162V163H116ZM118 162H119V160H118ZM132 162V161H131ZM155 162V161H154ZM216 162L218 163V164H220V165H218V164H216ZM1 163H2V161H1ZM0 163V164H1ZM64 163V162H63ZM63 163H62V167H63ZM65 163H66V165L68 164L66 161H65ZM72 163V164H73ZM107 163V162H106ZM110 163V162H109ZM136 163H138V162H136ZM160 163V162H159ZM159 163H158V165H159ZM228 163V162H227ZM95 164V163H94ZM97 164H99V163H97ZM102 164V163H101ZM111 164V163H110ZM122 164H123V162H122ZM132 164V163H131ZM134 164H135V162H134ZM139 164V163H138ZM142 164V163H141ZM145 164H147V163H145ZM229 164V163H228ZM71 165V164H70ZM105 165V164H104ZM104 165H102L103 166V168H104ZM113 166H114V164H112ZM127 165H128V163H127ZM130 165V164H129ZM148 165V164H147ZM146 165V166H147ZM150 165H153V166H155L154 165V163L152 164V163H149V166ZM232 165V164H231ZM72 166V165H71ZM70 166V167H71ZM93 166V165H92ZM96 166V165H95ZM101 166V165H100ZM107 166V165H106ZM105 166V167H106ZM119 166H120V164H119ZM133 166V165H132ZM131 166V167H132ZM135 166V165H134ZM137 166V165H136ZM139 166V165H138ZM148 166V167H149ZM234 166V165H233ZM75 167V166H74ZM96 167H98V166H96ZM115 167H117V166H115ZM130 167V166H129ZM140 167V166H139ZM145 167V166H144ZM144 167H143V171H144ZM92 168V167H91ZM93 168H95L94 166H93ZM92 168V169H93ZM124 168V167H123ZM137 168V167H136ZM136 168H135V170H136ZM142 168V167H141ZM153 168V167H152ZM159 168V167H158ZM229 168V167H228ZM231 168H233V167H231ZM48 169V168H47ZM51 169V168H50ZM62 169V168H61ZM64 169V168H63ZM77 169H79L78 167H77ZM112 169V168H111ZM116 169V168H115ZM119 169V168H118ZM117 169V170H118ZM125 169V168H124ZM129 169H131V168H129ZM128 169V170H129ZM157 169V167H155L154 168V173H155V170ZM166 169H171V170H173V172H174V174H176V177L175 178H166L165 177V175L167 174V172H166ZM234 169V168H233ZM232 169V170H233ZM40 170H42V169H40ZM43 170H45L44 168H43ZM55 170V169H54ZM65 170V169H64ZM68 170H71V169H69L68 168ZM68 170H67V173H68ZM73 170V169H72ZM91 170V169H90ZM99 170V169H98ZM110 170V169H109ZM121 170V169H120ZM128 170H125V171H128ZM133 170H134V168H133ZM151 170V169H150ZM227 170H228V172H227ZM232 170H231V172H232ZM47 171V170H46ZM48 171H50L51 172V174L50 175H53V174H55V173H52L53 171H52V169L51 170H48ZM57 171H58V169H57ZM92 171V170H91ZM104 171H105V169H104ZM113 170H111V172H112ZM129 171H131V170H129ZM146 171V170H145ZM235 171V170H234ZM38 172H40L39 170H38ZM37 172V173H38ZM58 172H61V170L60 171H58ZM58 172H56V173H58ZM71 172V171H70ZM81 172V171H80ZM79 171L77 172V173H80ZM87 172H88V170H87ZM110 172V173H111ZM123 172V171H122ZM136 172V171H135ZM140 172H142V171H140ZM139 172V173H140ZM153 172V171H152ZM151 172V173H152ZM166 172V173H165ZM169 172V171H168ZM42 173V172H41ZM44 173V172H43ZM45 173H47V172H45ZM74 173V172H73ZM72 173V174H73ZM103 173V172H102ZM106 173V172H105ZM104 173V174H105ZM115 173V172H114ZM117 173V172H116ZM116 173H115V175H116ZM130 173V172H129ZM137 173V172H136ZM154 173H153V175H154ZM49 174V173H48ZM62 174H63V172H62ZM61 174V175H62ZM100 174V173H99ZM103 174V175H104ZM112 174V173H111ZM118 174V173H117ZM121 174V173H120ZM124 174V173H123ZM127 174V173H126ZM42 175H44V174H42ZM42 175H40V176H42ZM47 175V174H46ZM68 175V174H67ZM66 175V176H67ZM81 176H82V173L80 174ZM125 175V174H124ZM137 176L139 175L138 173L136 174ZM35 176H37V175H35ZM34 176V177H35ZM105 176H106V174H105ZM108 176V175H107ZM120 176V175H119ZM126 177H127V175H125ZM135 176V175H134ZM140 176V175H139ZM147 176V175H146ZM45 177V176H44ZM47 177V176H46ZM48 177H49V175H48ZM47 177V178H48ZM52 176H50L49 178H51ZM57 177L59 178V176L57 175ZM62 177V176H61ZM71 177H73V176H71ZM70 177V178H71ZM112 177H113V175H112ZM125 177V178H126ZM133 177V176H132ZM141 177H143V176H141ZM149 177V176H148ZM147 177V178H148ZM152 177V176H151ZM13 178H14V176H13ZM42 178V177H41ZM55 178V177H54ZM67 178V177H66ZM65 178V179H66ZM69 178V177H68ZM77 178V177H76ZM80 178V177H79ZM116 178H118V177H116ZM115 178V179H116ZM122 178H124V177H122ZM128 178V177H127ZM131 178V177H130ZM138 178V177H137ZM145 178V177H144ZM31 179V178H30ZM30 179H29V181H30ZM37 179H39V177L37 178ZM57 179V178H56ZM64 179V178H63ZM82 179L83 180H85L84 179V177H82ZM81 179V180H82ZM105 179V178H104ZM146 179V178H145ZM31 180H33V178L31 179ZM46 180V179H45ZM48 180V179H47ZM50 180V179H49ZM58 180V179H57ZM59 180H60V178H59ZM82 180V181H83ZM102 180H103V178H102ZM109 180V179H108ZM120 180H122L121 178H120ZM126 180V179H125ZM131 181H133L132 179H130ZM142 180H143V178H142ZM147 180V179H146ZM145 180V182L147 183V181ZM159 180V179H158ZM36 181V180H35ZM38 181V180H37ZM44 181V180H43ZM42 181V182H43ZM51 181H53V180H51ZM50 181V182H51ZM64 181V180H63ZM67 181V180H66ZM65 181V182H66ZM80 181V180H79ZM115 181V180H114ZM137 181V180H136ZM161 181V180H160ZM159 181V182H160ZM22 182H24V181H22ZM27 182V181H26ZM41 182V183H42ZM59 182V181H58ZM58 182H55V183H58ZM61 182V181H60ZM72 182V181H71ZM74 182V181H73ZM81 182V181H80ZM106 182V181H105ZM109 182H110V180H109ZM117 182H119L118 180H117ZM121 182V181H120ZM127 182V181H126ZM129 182V181H128ZM233 182V181H232ZM32 183H35V182H32ZM38 183V182H37ZM37 183H36V187H37ZM44 183V182H43ZM76 183H77V181H76ZM112 183H113V181H112ZM116 183V182H115ZM130 183V182H129ZM139 183V182H138ZM138 183H137V185H138ZM143 183L144 182H142V186H143ZM15 185H17V183H15ZM21 185V182L19 183V186ZM26 185H28V183H26ZM29 185H30V182H29ZM29 185L28 186H26V188L27 187H29ZM38 185H39V183H38ZM48 185H49V182H48ZM47 185V186H48ZM52 185H54V183L52 182ZM67 185H68V183H67ZM74 185H75V182H74ZM73 185V186H74ZM79 185H80V183H79ZM85 185H86V183H85ZM104 185H105V183H104ZM103 185V186H104ZM119 185H120V183H119ZM121 185H122V183H121ZM123 185H125V183H123ZM133 185H135V183H133ZM33 186V185H32ZM45 186V185H44ZM107 186V185H106ZM145 186V185H144ZM157 186V185H156ZM24 187V186H23ZM39 187V186H38ZM51 187V186H50ZM67 187H69V189H70V186H67ZM75 187V186H74ZM73 187V188H74ZM82 187V186H81ZM113 187V186H112ZM115 187H117V186H115ZM119 187V186H118ZM140 187V186H139ZM17 188H18V186H17ZM21 188H22V186H21ZM46 188V187H45ZM52 188V187H51ZM71 188H72V185H71ZM82 188H84V187H82ZM81 188V189H82ZM104 188V187H103ZM141 188H143V187H141ZM158 188V187H157ZM20 189V188H19ZM32 189H34V191L36 190L34 187L32 188ZM40 189H41V186H40ZM39 189V190H40ZM47 189H48V187H47ZM77 189H78V187H77ZM80 189V188H79ZM90 189V188H89ZM108 189V188H107ZM118 189H120V188H118ZM132 189H134V188H132ZM22 190V189H21ZM29 190H30V188H29ZM38 189H37V192L39 191ZM43 190V189H42ZM48 190H51V189H48ZM72 190V189H71ZM74 190V189H73ZM83 190V189H82ZM91 190H93L92 188H91ZM90 190V191H91ZM109 191H110V189H108ZM135 190H136V187H135ZM143 190V189H142ZM141 190V191H142ZM147 190H149V189H147ZM188 190H190V191H192V196H193V202H192V204H187V205H184V204H182L181 203V198L187 193V191ZM238 190V189H237ZM26 191H27V189H26ZM31 191V190H30ZM30 191H28V192H30ZM58 191V190H57ZM95 191V190H94ZM93 191V192H94ZM139 191H140V189H139ZM138 191V192H139ZM155 191V190H154ZM236 190H234V192H235ZM28 192H26V193H28ZM33 191H31V193H32ZM36 192V191H35ZM66 192V191H65ZM67 192H68V190H67ZM71 192V191H70ZM74 192H75V190H74ZM74 192H72V193H74ZM92 192V191H91ZM96 192H98V191H96ZM111 192V191H110ZM113 192V191H112ZM138 192H137V196L139 195L138 194ZM145 192V191H144ZM231 192H233V191H231ZM231 192H228L227 193V198L225 199L226 200V202L230 205V203L231 204H233L232 203V199L233 198H230V196H232L231 195ZM30 193V194H31ZM39 193V192H38ZM72 193H68L69 194V196L72 194ZM88 193V192H87ZM35 194V193H34ZM41 194H42V192H41ZM50 194V193H49ZM52 194V193H51ZM51 194H50V196H51ZM80 194V193H79ZM79 194H74V195H76V197L79 195ZM83 194H85V193H83ZM93 194V193H92ZM102 195L104 194V193H101ZM109 194V193H108ZM116 194V193H115ZM120 194V193H119ZM134 196H133V195ZM141 194V193H140ZM238 194V193H237ZM36 195V194H35ZM53 195V194H52ZM55 195V194H54ZM74 195H72V196H74ZM42 196V195H41ZM57 196H58V194H57ZM63 196V195H62ZM103 196H105V195H103ZM103 196H101V197H103ZM119 196V195H118ZM119 196V197H120ZM124 196V197H123ZM234 196H235V194H234ZM29 197V196H28ZM31 197V196H30ZM34 197V196H33ZM55 197H56V195H55ZM66 197H68V196H66ZM75 197V196H74ZM78 197H80V195L78 196ZM82 197H83V195H82ZM81 197V198H82ZM90 197V196H89ZM91 197H93L92 195H91ZM126 197H127V199H126ZM238 197H242V196H238ZM244 197V196H243ZM39 198V197H38ZM46 198V197H45ZM61 198V197H60ZM63 198V197H62ZM86 198H88L87 196H86ZM104 198V197H103ZM106 198V197H105ZM115 197L113 196V199H114ZM118 198V197H117ZM246 198V197H245ZM40 199H41V197H40ZM47 199V198H46ZM67 199V198H66ZM99 199H100V196H99ZM102 199V198H101ZM235 199V198H234ZM238 199V198H237ZM34 200V199H33ZM35 200H37V199H35ZM65 200V199H64ZM70 200V199H69ZM69 200H67V201H69ZM72 200H73V198H72ZM75 200H76V198H75ZM75 200L73 201V203L75 204V203H77V202H80V201H77V202H75ZM81 200V199H80ZM89 200V199H88ZM110 200H111V198H110ZM109 200V201H110ZM118 200V199H117ZM242 200V199H241ZM245 200V199H244ZM249 200V199H248ZM3 200H1V202H2ZM39 201V200H38ZM43 201H45V200H43ZM50 201V200H49ZM67 201H64V202H67ZM93 201H94V199H93ZM92 201V202H93ZM101 201V200H100ZM104 203H106L104 200H102ZM243 201V200H242ZM33 202V201H32ZM32 202H31V204H32ZM37 202V201H36ZM46 202V201H45ZM98 202H99V200H98ZM118 202V201H117ZM117 202H115L116 204H117ZM121 202V201H120ZM120 202H119V204H120ZM123 202H124V200H123ZM234 202V201H233ZM237 202V201H236ZM241 202V201H240ZM263 202V201H262ZM14 203V202H13ZM27 203H28V200H27ZM69 203V202H68ZM82 203V202H81ZM86 203H87V201H86ZM90 203V202H89ZM246 203V202H245ZM1 204V203H0ZM3 204V203H2ZM29 204H30V202H29ZM28 204V205H29ZM37 204V203H36ZM39 204H41L40 202H39ZM65 205H66V203H64ZM70 204H72V203H70ZM69 204V205H70ZM100 204V203H99ZM114 204V203H113ZM112 204V205H113ZM226 204V203H225ZM224 204V205H225ZM242 204H243V202H242ZM14 205V204H13ZM38 205V204H37ZM44 205V204H43ZM46 205H47V203H46ZM49 205V204H48ZM47 205V206H48ZM68 205V206H69ZM73 205V204H72ZM77 205V204H76ZM76 205H73V206H76ZM81 205V204H80ZM102 205H103V203H102ZM107 205V207L109 206L108 204H106ZM112 205H110V206H112ZM223 205V204H222ZM229 205H228V210H229ZM236 204L234 203V206H235ZM239 205H240V203H239ZM263 205V204H262ZM1 206V205H0ZM31 206V205H30ZM85 206H88V205H85ZM91 206V205H90ZM90 206H89V208H90ZM117 206H118V204H117ZM216 206V205H215ZM233 206V207H234ZM246 206V205H245ZM249 206V205H248ZM256 206V205H255ZM259 206H260V204H259ZM3 207V206H2ZM39 208H41L40 206H38ZM92 207H93V205H92ZM105 207V206H104ZM238 207V206H237ZM261 207H263V206H261ZM27 208H29V207H27ZM44 208V207H43ZM46 208V207H45ZM64 208H65V206H64ZM63 208V209H64ZM75 208V207H74ZM74 208H72V210L74 211ZM88 208V209H89ZM94 208V207H93ZM112 208V207H111ZM110 208V209H111ZM127 208H128V206H127ZM225 208H226V205H225ZM246 208V207H245ZM11 209V208H10ZM16 209V208H15ZM20 209V208H19ZM32 209H34V207L32 208ZM36 209V208H35ZM47 209H48V207H47ZM47 209H45V210H47ZM71 209V208H70ZM77 209H78V207H77ZM82 209V208H81ZM101 209L103 210V208L101 207ZM233 209H235V208H233ZM12 211H13V209H11ZM31 210V209H30ZM39 210V209H38ZM40 210H42V209H40ZM39 210V211H40ZM44 210V211H45ZM93 210V209H92ZM216 210V209H215ZM231 210V209H230ZM238 210V209H237ZM241 210V209H240ZM256 210V209H255ZM19 211V210H18ZM34 211V210H33ZM36 211V210H35ZM34 211V212H35ZM68 211V210H67ZM78 211V210H77ZM76 211V212H77ZM108 211V210H107ZM218 211V210H217ZM233 211V210H232ZM239 211V210H238ZM19 212H21V210L19 211ZM26 212H27V210H26ZM34 212H32V214L34 213ZM51 212V211H50ZM75 212V211H74ZM75 212V213H76ZM86 212V211H85ZM90 212V211H89ZM100 212H102V211H100ZM220 212H222V211H219V213ZM255 212H257L256 214H258L260 217H262L263 216V218H262V222H258L257 220V222L255 223V225H257V226H255L254 228H252L251 229V226H250V228L247 230L246 228V230L247 231H245L244 233H243V235H239V238L241 239V237H243V242L246 240V241H248L251 245H250V247L246 250V251H248V252H246V253H244V250L243 251H240V252H238L239 250H241V248L239 247V250H237L238 248H237V246H235V244H233L232 242H230V243H232L233 244V246H232V248H233V251H234V255H235V252H236V257H240V259H236V260H233V261H235V262H237L238 261V263L237 264H240V262H241V264H264V221H263V219H264V209H258V211L256 210ZM14 213V212H13ZM12 213V214H13ZM28 213H30V212H28ZM38 213V212H37ZM43 213V212H42ZM53 213H55V212H53ZM61 213H64L63 211L61 212ZM73 213V212H72ZM75 213H73V214H75ZM78 213V216H79V211L77 212ZM88 213V212H87ZM99 213V212H98ZM135 213H137V212H135ZM218 213V212H217ZM10 214V213H9ZM15 214V213H14ZM22 214H23V212H22ZM25 214H27V213H25ZM25 214H24V216H25ZM32 214H31V216H32ZM49 214V213H48ZM58 214V213H57ZM68 214V213H67ZM103 214V213H102ZM107 214V213H106ZM105 214V215H106ZM215 214V216H217V214L216 213H214ZM7 215V214H6ZM16 216H17V214H15ZM35 215H36V213H35ZM50 215V214H49ZM62 215V214H61ZM66 215V214H65ZM70 215H72V214H70ZM77 215V214H76ZM98 215H100V214H98ZM22 216V215H21ZM28 216V215H27ZM37 216V215H36ZM39 216V215H38ZM42 216V215H41ZM40 216V217H41ZM46 216V215H45ZM58 216V215H57ZM64 216V215H63ZM75 216V215H74ZM167 216H168V218H167ZM215 216H213V217H215ZM9 217V216H8ZM11 217V216H10ZM29 217V216H28ZM39 217V218H40ZM49 217H51V216H49ZM67 217H68V215H67ZM81 217V216H80ZM99 217V216H98ZM102 217V216H101ZM122 217V218H121ZM253 217H254V215H253ZM260 217L259 218H257L258 220L260 219ZM5 218V217H4ZM7 218V217H6ZM13 218V220H14V218L15 217H12ZM21 218V217H20ZM32 218V217H31ZM34 218V217H33ZM53 218V217H52ZM60 218H61V216H60ZM95 218H97V217H95ZM129 218V219H128ZM9 219V218H8ZM36 219V218H35ZM44 219H46V218H44ZM62 219H63V221H64V217H62ZM68 219H71V221H72V218L71 217H69ZM74 220H76L77 221V219H75V218H73ZM81 219V218H80ZM253 219V218H252ZM254 219H256V217H254ZM16 220H17V218H16ZM15 220V221H16ZM33 220V219H32ZM31 220V221H32ZM36 220H38V219H36ZM43 220V219H42ZM55 220V219H54ZM67 220V219H66ZM89 220V219H88ZM215 220V219H214ZM3 221V220H2ZM21 221H23V219L21 220ZM20 221V222H21ZM26 221V220H25ZM25 221H23V222H25ZM48 221V220H47ZM57 221V220H56ZM91 221V220H90ZM123 221V220H122ZM191 221V222H190ZM4 222V221H3ZM27 222H29L28 220H27ZM35 222V221H34ZM40 222V221H39ZM45 222V221H44ZM59 222V221H58ZM66 222V221H65ZM64 222V223H65ZM68 222V221H67ZM84 222H86V220L84 221ZM95 222V221H94ZM22 223V222H21ZM30 223V222H29ZM33 222H31V224H32ZM37 223V222H36ZM46 223V222H45ZM51 223V222H50ZM73 223V222H72ZM77 223H78V221H77ZM76 223V224H77ZM96 223V222H95ZM251 223H252V221H251ZM28 224V223H27ZM26 224V222H25V225H27ZM44 224V223H43ZM49 224V221H48V223H47V225ZM57 224V223H56ZM59 224H60V222H59ZM69 224V223H68ZM71 224V223H70ZM69 224V225H70ZM98 224H99V222H98ZM101 224V223H100ZM122 224V223H121ZM3 225V224H2ZM19 224H17V226H18ZM24 225V226H25ZM37 225V224H36ZM36 225H32V227L34 226H36ZM39 225V224H38ZM46 224H44V226H45ZM50 225V224H49ZM68 225V226H69ZM85 225H86V223H85ZM87 225H88V223H87ZM87 225L85 226V227H87ZM251 225V224H250ZM252 225H254L253 223H252ZM28 226H30L29 224H28ZM27 226V227H28ZM41 226V225H40ZM50 226H53V224L52 225H50ZM60 226V225H59ZM70 226H73L72 224L70 225ZM77 226V225H76ZM84 226V225H83ZM82 226V227H83ZM93 226V225H92ZM98 226V225H97ZM121 226V225H120ZM146 226H149L150 227V229L147 231L146 230ZM206 227V226H205ZM248 227V226H247ZM19 228V227H18ZM36 228V227H35ZM48 228V227H47ZM58 228V227H57ZM63 228H65L64 226H63ZM76 228V227H75ZM74 228V229H75ZM79 228V227H78ZM81 228V227H80ZM22 229V228H21ZM24 229H27V228H24ZM24 229H23V231H24ZM33 229V228H32ZM50 229V228H49ZM52 229V228H51ZM50 229V230H51ZM69 229V228H68ZM85 229V228H84ZM90 229V228H89ZM117 229V230H118ZM206 229V228H205ZM28 230V229H27ZM30 230V232H31V229H29ZM48 230V229H47ZM53 230V229H52ZM58 230V229H57ZM62 230V229H61ZM71 230H72V228H71ZM251 230V231H250ZM21 231V230H20ZM67 231L68 230H66V233H67ZM84 231V230H83ZM91 231V230H90ZM104 231V230H103ZM28 232V231H27ZM53 232V231H52ZM57 232V231H56ZM59 232V231H58ZM57 232V233H58ZM70 232H72V231H70ZM93 232V231H92ZM97 232V231H96ZM105 232V231H104ZM204 232H205V230H204ZM29 233V232H28ZM27 233V234H28ZM73 233V232H72ZM79 233H81V234H83L82 233V231L81 232H79ZM107 233V232H106ZM157 233H159V232H157ZM196 233L198 234V236L196 235ZM40 234V233H39ZM46 234V233H45ZM47 234H49L48 232H47ZM59 234V233H58ZM64 234V233H63ZM70 234V233H69ZM75 234V233H74ZM78 234V233H77ZM77 234H75V235H77ZM90 234V233H89ZM92 234V233H91ZM100 234V233H99ZM110 234V233H109ZM238 234V233H237ZM19 235H20V233H19ZM22 235H24V234H22ZM62 235V234H61ZM97 235V234H96ZM95 235V236H96ZM104 235L105 236H107L106 234H102V235H100L101 237H104ZM112 235V234H111ZM255 235V238L257 239H255L256 240V242H250L247 238H249V237H251V236H254ZM31 236H32V232H31ZM35 236V235H34ZM43 236H44V234H43ZM62 236H64V235H62ZM61 236V237H62ZM67 236H69V235H67ZM72 235H70V237H71ZM79 236H80V234L79 235H77L76 237L77 238H79ZM81 236H83V235H81ZM93 236V235H92ZM98 236V235H97ZM114 236V235H113ZM157 236H158V234H157ZM237 237H238V235H236ZM235 236V237H236ZM26 237V236H25ZM40 237V236H39ZM46 238L48 237V236H45ZM45 237H44V239H45ZM49 237H51V236H49ZM54 237V236H53ZM56 237V236H55ZM58 237V236H57ZM66 237V236H65ZM64 237V238H65ZM73 237V236H72ZM87 237V236H86ZM152 237V238H151ZM161 237V236H160ZM164 237H165V235H164ZM204 237H205V235H204ZM203 237V238H204ZM20 239L22 238V237H19ZM28 238H30V236L28 237ZM31 238H33V236L31 237ZM35 238H36V236H35ZM34 238V239H35ZM38 238V237H37ZM36 238V239H37ZM82 238H84V236L83 237H81V239ZM91 238V237H90ZM201 238H202V235H201ZM234 238V237H233ZM238 238V239H239ZM41 239V238H40ZM59 239H61V238H59ZM69 239H71V238H69ZM73 239H75L74 237H73ZM81 239H77V240H81ZM94 239V238H93ZM102 239V238H101ZM109 239V238H108ZM157 239V238H156ZM155 239V240H156ZM165 239H167L166 237H165ZM238 239H237V241L235 242V243H237L238 242ZM251 239H254V238H251ZM21 240H23V239H21ZM24 240L26 241V238H24ZM23 240V242H25ZM28 240V239H27ZM84 241H85V239H83ZM86 240H88V239H86ZM91 240V239H90ZM98 240V239H97ZM103 240H104V238H103ZM200 240H202V239H200ZM228 240V239H227ZM20 241V240H19ZM30 241V240H29ZM49 241V240H48ZM76 241V240H75ZM89 241V240H88ZM102 241V240H101ZM105 241V240H104ZM222 241V240H221ZM229 241V240H228ZM254 241V240H253ZM69 242V241H68ZM93 242V241H92ZM99 242V241H98ZM103 242V241H102ZM108 242V241H107ZM121 242L122 243H124V244H121ZM132 242H135V244L134 245H132L133 243ZM157 242V241H156ZM226 242V241H225ZM241 242V241H240ZM20 242H18V244H19ZM30 243H32V242H30ZM95 243H97V241L95 242ZM105 243V242H104ZM127 243H132V244H130V245H128L127 246ZM151 243H152V241H151ZM220 243H224V242H220ZM247 243V242H246ZM256 243V244H255ZM22 244V243H21ZM27 244V243H26ZM29 244V243H28ZM27 244V245H28ZM65 244V243H64ZM67 244V243H66ZM65 244V245H66ZM79 244V243H78ZM80 244H81V241H80ZM79 244V245H80ZM89 244V243H88ZM98 244V243H97ZM155 244V243H154ZM175 244V243H174ZM202 244V243H201ZM228 244V243H227ZM231 244V245H232ZM244 244H245V242H244ZM22 245H24V243L22 244ZM68 245V244H67ZM66 245V246H67ZM83 245V244H82ZM99 245V244H98ZM149 245H150V243H149ZM198 245H200V243L198 244ZM219 245H221V244H219ZM241 246V244H238V246ZM243 245V244H242ZM249 244H247V246H248ZM18 246V245H17ZM30 246H32V245H30ZM30 246H29V248H30ZM91 246V245H90ZM97 246V245H96ZM147 246V245H146ZM245 246V245H244ZM19 247V246H18ZM25 247V246H24ZM60 247V246H59ZM61 247H62V244H61ZM64 247V246H63ZM101 247V246H100ZM103 248H104V246H102ZM102 247H101V249H102ZM150 247H152V246H150ZM171 247H172V245H171ZM174 247V246H173ZM198 247H201V246H198ZM217 247V246H216ZM220 247V246H219ZM219 247H217L218 249H219ZM221 247H222V245H221ZM220 247V248H221ZM226 247H231L230 245H228V246H226ZM242 247V246H241ZM22 248V247H21ZM83 248H85V247H83ZM146 248V247H145ZM144 248V249H145ZM202 248V247H201ZM201 248H200V250H201ZM231 248V249H232ZM24 249V248H23ZM26 249H27V247H26ZM31 249V248H30ZM91 249V248H90ZM96 249H98L97 247H96ZM176 249V250H177ZM217 249V250H218ZM222 249V248H221ZM243 249V248H242ZM18 250H19V248H18ZM63 250V249H62ZM168 250V249H167ZM166 249L165 250H163V253H166V251H167ZM196 250V249H195ZM200 250L198 249V251L200 252ZM212 250V249H211ZM215 250V249H214ZM213 250V251H214ZM220 250V249H219ZM21 251H23V250H21ZM28 251V250H27ZM61 251V250H60ZM80 251V250H79ZM84 251V250H83ZM91 251V250H90ZM89 251V252H90ZM93 251V250H92ZM95 251H97V250H95ZM100 251V250H99ZM102 251V250H101ZM104 251V250H103ZM139 251H141V250H139ZM169 251V250H168ZM173 252H175L174 250H172ZM171 251V249H170V251H169V253H171L172 252ZM193 251V250H192ZM24 252H26V251H24ZM24 252H22V253H24ZM34 252V251H33ZM77 252V251H76ZM86 252L88 253V251L86 250ZM94 252V251H93ZM162 251L160 250V252L159 251H157V253L158 254H160ZM177 253H178V251H176ZM181 252V251H180ZM210 252V251H209ZM220 252V251H219ZM21 253V254H22ZM29 253H30V251H29ZM28 253V254H29ZM35 253V252H34ZM34 253H33V255H34ZM69 253H71V252H69ZM73 253V252H72ZM83 253V252H82ZM84 253H85V251H84ZM83 253V254H84ZM92 253V252H91ZM185 253V254H186ZM195 253V252H194ZM213 253H215V252H213ZM212 253V254H213ZM25 254H27V252L25 253ZM77 254V253H76ZM90 254V253H89ZM88 254V255H89ZM100 254V253H99ZM174 254V253H173ZM178 254H180V253H178ZM184 254V255H185ZM191 254V253H190ZM211 254V253H210ZM71 255V254H70ZM73 255V257H74V254H72ZM71 255V256H72ZM79 255H81V254H79ZM78 254H77V256L78 257H80ZM93 255V254H92ZM97 256H98V254H96ZM96 255L94 256V260L93 261H95V258H97L96 257ZM162 255V254H161ZM169 255V254H168ZM217 255H219V254H217ZM29 256V255H28ZM76 256V255H75ZM102 256V255H101ZM138 256V255H137ZM164 256H167V254L166 255H164ZM177 256V255H176ZM181 256H182V254H181ZM188 256V255H187ZM198 256V255H197ZM214 257V255H211V257ZM70 257V256H69ZM171 257V256H170ZM194 257V256H193ZM205 257H207V256H205ZM219 257V256H218ZM235 257V256H234ZM71 258V257H70ZM83 258H84V256L82 257V261H83ZM101 258V257H100ZM112 258V259H113ZM173 258V257H172ZM179 258V257H178ZM184 258V257H183ZM190 258V257H189ZM192 258V257H191ZM190 258V259H191ZM195 258H197V257H195ZM194 258V259H195ZM201 258V257H200ZM203 258V257H202ZM219 258H221V257H219ZM135 259V258H134ZM134 259H132V260H134ZM160 259H162V258H160ZM167 259V258H166ZM180 259H182V258H180ZM186 259H188V258H186ZM203 259H205V258H203ZM68 260H69V258H68ZM79 260V259H78ZM116 261H117V259H115ZM127 260V259H126ZM165 259L163 258V261H164ZM171 260V259H170ZM222 260V259H221ZM221 260H220V262H221ZM239 260H241L240 262H239ZM88 261H89V259H88ZM99 261V260H98ZM97 261V262H98ZM100 261H103L102 259L100 260ZM121 261V260H120ZM119 261V262H120ZM171 261H173V260H171ZM176 261V260H175ZM182 261V260H181ZM194 261V260H193ZM195 261H197V260H195ZM70 262H71V260H70ZM79 262H81V261H79ZM110 262H111V260H110ZM119 262H117V263H119ZM75 263H77V262H75ZM82 263V262H81ZM95 263V262H94ZM93 263V264H94ZM116 263V264H117ZM123 264H124V261L122 262ZM127 263V262H126ZM151 263V262H150ZM154 263H156V262H154ZM175 263V262H174ZM177 263H178V261H177ZM191 263V262H190ZM193 263V262H192ZM233 263V262H232ZM85 264H86V262H85ZM92 264V263H91ZM101 264V263H100ZM102 264H105V263H102ZM110 264V263H109ZM113 264H114V262H113ZM147 264H149V262H147ZM202 264H219L218 262H217V256H216V258H209V257H207V259H205L204 260V262H202ZM236 264V263H235Z\"/></svg>", "mask_w": 264, "mask_h": 264}]
</instances>
